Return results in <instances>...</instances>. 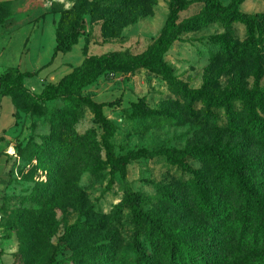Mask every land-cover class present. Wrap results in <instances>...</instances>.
Returning <instances> with one entry per match:
<instances>
[{"label": "trees", "instance_id": "16d2710c", "mask_svg": "<svg viewBox=\"0 0 264 264\" xmlns=\"http://www.w3.org/2000/svg\"><path fill=\"white\" fill-rule=\"evenodd\" d=\"M203 1V9L182 26L178 22L179 13L186 10L191 1L172 0L171 12L160 36L145 52L132 55L120 51L86 58L57 83L46 84L39 94H33L25 87L24 78L37 75L40 71L22 72L18 68H8L0 74V94L12 97L17 117L21 97L34 102L59 99L64 103L63 107L49 110L50 132L41 136V142L30 137L23 146L16 147L18 156L26 159L35 169L34 177L37 178L34 179L33 194L45 206L71 193L75 188L73 182H69V175L75 170L83 172L94 168L102 160L104 150L107 161L114 167L118 163L109 141L116 126L102 112L106 103L98 102L86 92L103 76L123 72L134 74L140 69H147L163 76L169 89L183 101L180 115L185 118L184 121L190 119L202 127L219 128L215 108L224 110L229 121L226 145L201 143L183 150L163 151L169 159L194 157L203 163V167L192 170V180H181L173 188H162L163 210H145L144 196L124 180L126 197L117 206V211L129 209L137 224L131 254L124 252L123 246L117 243V235H104L107 225L114 228V219L96 212L85 198V193L78 189L82 198L72 197L69 202L76 205L82 215L100 218L66 229L64 238L71 244L74 264H227L230 257L239 255L245 264H264V159L243 161L231 141L233 136L242 135L243 139L247 137L264 142V91L237 88L224 95H215L208 78L201 87L192 88L175 78L164 59L182 29L191 31L204 24L219 22L229 29V34L214 36L219 49L212 58H226L234 65L253 63L257 86L264 62V13L243 12L240 6L244 0H231L226 5L221 0ZM131 2L120 0L118 10L123 12ZM7 7L9 1L0 2V23L5 20L4 10ZM234 24L245 27L243 40L236 37ZM83 26L82 13L67 23L64 20L59 23L53 59L59 52L72 49L82 34ZM236 100L241 101L240 109L235 106ZM199 103L203 105V114L200 115L196 108ZM86 109L97 114L103 129L101 138L94 128L84 133L75 129ZM145 115L153 120L163 118L183 122L180 117L162 109L146 108ZM137 152L141 156L146 151ZM35 159L37 162L33 163ZM39 172L46 173V177L41 178ZM73 195L76 196L75 193ZM5 221L6 214L4 230ZM93 232L102 236L85 242V237L80 238L83 244L74 246L75 242H79L80 234L89 236ZM43 264H59L55 252Z\"/></svg>", "mask_w": 264, "mask_h": 264}, {"label": "rangeland", "instance_id": "374dc122", "mask_svg": "<svg viewBox=\"0 0 264 264\" xmlns=\"http://www.w3.org/2000/svg\"><path fill=\"white\" fill-rule=\"evenodd\" d=\"M4 1H9V8L4 10L5 20L0 24L9 26L17 20H33L40 39L45 38V48L56 38V30L62 20L67 23L82 13L84 26L77 43L68 52H59L55 61L46 66L55 63L53 71L46 77L51 81H58L92 56L120 51L142 54L160 36L172 8V0H132L123 12L118 10L120 0H0ZM189 1V7L179 13L178 22L182 26L204 7L203 0ZM221 1L225 5L231 2ZM240 9L250 14L264 13V0H244ZM233 28L236 37L243 40L245 27L234 24ZM221 34H229V29L219 22L204 24L191 31L182 29L164 55L175 78L192 88L201 87L208 78L215 95H224L237 88L264 91V62L262 76L256 86L253 63L234 65L226 58H212L219 49L214 36ZM86 92L95 100L106 103L102 112L116 126L109 141L118 163L114 167L107 161L104 150L102 160L94 168L83 172L75 170L69 175V182H73L77 191L73 189L71 193L62 195L59 201L45 206L33 194L34 179L37 178L34 177L35 169L26 159L18 156L16 147L23 146L30 137L41 142V136L50 132L49 110L63 107L64 103L59 99L34 102L21 97L18 101V127L14 135L15 153L8 164L9 192L4 202L5 239L12 249L9 252L7 248V252L12 255L1 252L0 264L11 261L10 264H43L53 252L59 264H74L71 244L64 238L66 229L100 218L82 215L76 205L69 202L72 197L82 198L78 189L85 193V198L96 212L114 219V228L107 225L104 235H117V243L123 246V251L133 253L137 224L129 209L117 211V206L126 197L124 180L144 196L145 210L161 211L165 208L161 200L162 188H173L181 180H192V170L203 167L197 158L169 159L163 151L183 150L201 143L222 146L228 142L229 121L224 110L214 109L219 128L202 127L190 119L184 121L185 118L180 115L183 101L169 89L163 76L147 69H140L134 74L123 72L103 76ZM135 104L139 107L135 108ZM235 106L240 109L241 101L236 100ZM146 108L167 110L183 122L163 118L153 120L145 115ZM196 108L200 115L203 105L199 103ZM90 128H94L101 138L103 129L97 114L86 109L75 129L84 133ZM231 141L243 161L264 159V142L247 137L243 139L242 135L233 136ZM137 151L146 152L142 154L144 156H139ZM150 153L155 155L149 156ZM36 162V159L33 160V163ZM39 175L46 177L44 172H39ZM101 236L97 232L89 236L82 233L74 246L83 244L80 238L85 237V242ZM4 245H1L3 251ZM227 264L245 263L239 255L230 257Z\"/></svg>", "mask_w": 264, "mask_h": 264}, {"label": "crops", "instance_id": "0c3cea01", "mask_svg": "<svg viewBox=\"0 0 264 264\" xmlns=\"http://www.w3.org/2000/svg\"><path fill=\"white\" fill-rule=\"evenodd\" d=\"M48 26V23H47ZM45 38L40 39L37 25L33 20L27 22L17 20L9 26L0 24V74L8 68H18L22 72L40 71L37 75L24 78L25 87L33 94H39L48 83H57L55 79H46L53 71V59L56 40L44 47ZM99 102V101H98ZM18 127L17 108L10 95L0 94V211L4 215V202L8 188V164L15 153V132ZM9 241L4 239L0 251L12 255ZM8 248V250H7ZM12 262V261H11ZM10 262V263H11ZM9 263V264H10Z\"/></svg>", "mask_w": 264, "mask_h": 264}, {"label": "built area", "instance_id": "2783aa9c", "mask_svg": "<svg viewBox=\"0 0 264 264\" xmlns=\"http://www.w3.org/2000/svg\"><path fill=\"white\" fill-rule=\"evenodd\" d=\"M4 215L0 212V247L5 239V230L3 227Z\"/></svg>", "mask_w": 264, "mask_h": 264}]
</instances>
